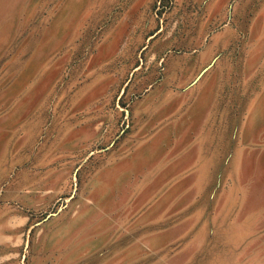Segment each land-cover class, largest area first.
<instances>
[{"label":"rangeland","instance_id":"obj_1","mask_svg":"<svg viewBox=\"0 0 264 264\" xmlns=\"http://www.w3.org/2000/svg\"><path fill=\"white\" fill-rule=\"evenodd\" d=\"M0 264H264V0H0Z\"/></svg>","mask_w":264,"mask_h":264},{"label":"crops","instance_id":"obj_2","mask_svg":"<svg viewBox=\"0 0 264 264\" xmlns=\"http://www.w3.org/2000/svg\"><path fill=\"white\" fill-rule=\"evenodd\" d=\"M207 84H206V86H203L200 94L197 96V98L194 100L193 104L186 111L187 113L185 115H183V113H181L179 118H182L183 120L186 118V120L188 122H190L191 124H194L195 121L200 119L201 114L203 113V111L206 110V107L208 104V99H209L208 97L210 95L209 92L211 91V88H210L211 84L210 83L208 85ZM67 123H68V121H67ZM182 124H183V122H182ZM189 126L191 127V125H189ZM189 126L186 128V130H190ZM176 129L177 130H184L183 125H181V123L179 121L175 125V130ZM157 132L159 133V131H157ZM161 133H163V131H161L159 134H157V136H155L153 139H156V138L163 136ZM144 147L146 148V146H144ZM139 150L142 151L143 149L141 148ZM143 153H145V152H143ZM135 154H136V152H135Z\"/></svg>","mask_w":264,"mask_h":264}]
</instances>
